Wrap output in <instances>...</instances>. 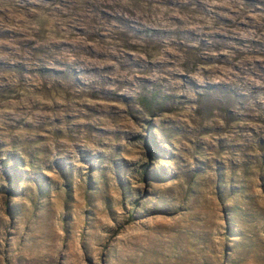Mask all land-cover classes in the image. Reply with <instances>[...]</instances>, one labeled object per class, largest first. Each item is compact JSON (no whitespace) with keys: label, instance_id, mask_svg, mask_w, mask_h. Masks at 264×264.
<instances>
[{"label":"rangeland","instance_id":"rangeland-1","mask_svg":"<svg viewBox=\"0 0 264 264\" xmlns=\"http://www.w3.org/2000/svg\"><path fill=\"white\" fill-rule=\"evenodd\" d=\"M0 264H264V0H0Z\"/></svg>","mask_w":264,"mask_h":264},{"label":"trees","instance_id":"trees-1","mask_svg":"<svg viewBox=\"0 0 264 264\" xmlns=\"http://www.w3.org/2000/svg\"><path fill=\"white\" fill-rule=\"evenodd\" d=\"M144 169H145V168L143 167V171H144Z\"/></svg>","mask_w":264,"mask_h":264}]
</instances>
